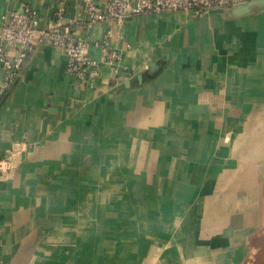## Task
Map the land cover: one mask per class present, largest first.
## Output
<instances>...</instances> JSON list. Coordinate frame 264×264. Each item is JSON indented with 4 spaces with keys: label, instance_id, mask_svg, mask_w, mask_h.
<instances>
[{
    "label": "crops",
    "instance_id": "crops-1",
    "mask_svg": "<svg viewBox=\"0 0 264 264\" xmlns=\"http://www.w3.org/2000/svg\"><path fill=\"white\" fill-rule=\"evenodd\" d=\"M25 6L88 17L0 0V27ZM107 30L124 70L94 89L48 44L9 90L0 68V264H264V0L76 29L98 61Z\"/></svg>",
    "mask_w": 264,
    "mask_h": 264
},
{
    "label": "built area",
    "instance_id": "built-area-1",
    "mask_svg": "<svg viewBox=\"0 0 264 264\" xmlns=\"http://www.w3.org/2000/svg\"><path fill=\"white\" fill-rule=\"evenodd\" d=\"M249 0H84L87 20H69L61 25L57 22L45 28L37 25V13L29 6L10 11L0 27V68L3 74V90L15 83L28 59L41 43L51 45L62 52L66 64L64 72L89 89H94L101 67L108 66L117 79L120 75L121 54L113 49L110 31L107 30L95 45L102 53L98 61L89 54L90 45L76 29L92 27L102 23L121 25L127 19L142 14L189 12L199 16L216 8L234 7ZM63 10L55 16L60 18ZM124 70V69H123ZM19 150L10 149L0 157V179L9 176L19 164Z\"/></svg>",
    "mask_w": 264,
    "mask_h": 264
},
{
    "label": "water",
    "instance_id": "water-1",
    "mask_svg": "<svg viewBox=\"0 0 264 264\" xmlns=\"http://www.w3.org/2000/svg\"><path fill=\"white\" fill-rule=\"evenodd\" d=\"M249 1H251V0H249ZM249 1H246V2H249ZM244 3H245V2H244ZM241 4H243V3H241ZM238 5H240V4H238ZM238 5H236V6H238ZM234 7H235V6H234ZM228 8H230V7H228ZM223 9H226V8H223ZM212 10H213V9H212ZM209 11H210V10H209ZM207 12H208V11H207ZM42 44H46V43H41V44H39V45H42ZM36 49H37V48H36ZM36 49H35V50H36ZM34 52H35V51H34ZM34 52H33V53H34ZM33 53H32V55H33ZM32 55H31V56H32ZM31 56H30V58H31ZM30 58H29V59H30ZM29 59H28V61H29ZM28 61H27V62H28ZM26 64H27V63H26ZM25 66H26V65H25ZM25 66H24V67H25Z\"/></svg>",
    "mask_w": 264,
    "mask_h": 264
}]
</instances>
